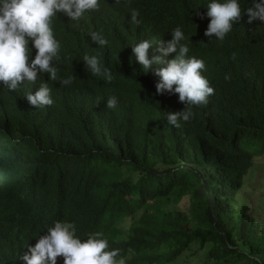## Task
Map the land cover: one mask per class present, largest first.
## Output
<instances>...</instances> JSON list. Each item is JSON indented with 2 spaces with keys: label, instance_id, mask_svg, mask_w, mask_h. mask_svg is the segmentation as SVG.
<instances>
[{
  "label": "trees",
  "instance_id": "trees-1",
  "mask_svg": "<svg viewBox=\"0 0 264 264\" xmlns=\"http://www.w3.org/2000/svg\"><path fill=\"white\" fill-rule=\"evenodd\" d=\"M99 2L79 21L53 18L58 75L73 80L60 86L44 75L51 106L0 88V264H20L18 253L56 220L72 222L82 239L101 232L125 264H264V220L239 198L264 155V23L244 15L209 42L207 0ZM133 8L138 25L128 19ZM177 26L213 93L173 127L163 112L183 104L155 93L158 77L141 73L128 44L169 40ZM89 30L108 43L96 45ZM86 52L110 68L111 81L84 70ZM185 197L188 207L178 208Z\"/></svg>",
  "mask_w": 264,
  "mask_h": 264
},
{
  "label": "clouds",
  "instance_id": "clouds-1",
  "mask_svg": "<svg viewBox=\"0 0 264 264\" xmlns=\"http://www.w3.org/2000/svg\"><path fill=\"white\" fill-rule=\"evenodd\" d=\"M112 2L119 5L121 0ZM99 6V0H0V88L18 96L22 94L31 106H51L53 99L48 82L58 81L60 86H67L73 80L71 75L66 78L58 75L61 45L54 36L53 18L60 13L71 21H79ZM203 7L206 8L203 16L209 18L203 35L209 42L213 38L222 41L244 15L248 23H264V0H250L243 8L241 0H207ZM138 15L134 8L129 11L130 24L140 23ZM169 34L171 38L166 41L142 39L128 45L141 73H147L151 68L153 75L158 77L155 93L176 94L177 101L183 104L180 110L163 112L167 124L179 127V122L190 120L193 106L207 102L213 88L202 74L204 61L189 55L190 36H186L180 26L172 28ZM87 36L99 47L108 43L100 30H89ZM32 49H35V55L29 59ZM172 53L174 56L168 59ZM81 59L86 72L103 76L106 81L112 80L110 68L97 55L86 52ZM45 74L48 82L44 80ZM104 104L108 109L114 108L116 97H107ZM46 228L43 235L36 237L34 245H26L27 250L22 255V251L18 253L15 261L56 264L57 257H61L62 264H125L119 250L109 249L108 241L99 231L86 233L82 239L76 235V227L70 221L56 220Z\"/></svg>",
  "mask_w": 264,
  "mask_h": 264
},
{
  "label": "rangeland",
  "instance_id": "rangeland-1",
  "mask_svg": "<svg viewBox=\"0 0 264 264\" xmlns=\"http://www.w3.org/2000/svg\"><path fill=\"white\" fill-rule=\"evenodd\" d=\"M241 200L248 203L249 207L254 209L252 214L255 217H262L264 220V155L256 162L252 172L248 175L239 196ZM189 205L188 198H183L178 204V208L186 209ZM134 218L127 219L121 227L128 231ZM192 264H202L192 259Z\"/></svg>",
  "mask_w": 264,
  "mask_h": 264
}]
</instances>
